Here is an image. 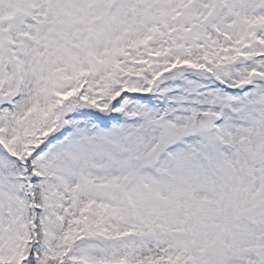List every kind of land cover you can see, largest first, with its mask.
<instances>
[{
  "label": "snow or ice",
  "instance_id": "obj_1",
  "mask_svg": "<svg viewBox=\"0 0 264 264\" xmlns=\"http://www.w3.org/2000/svg\"><path fill=\"white\" fill-rule=\"evenodd\" d=\"M0 264H264V0H0Z\"/></svg>",
  "mask_w": 264,
  "mask_h": 264
}]
</instances>
